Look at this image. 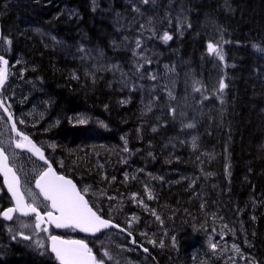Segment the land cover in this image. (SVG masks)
<instances>
[{"label": "trees", "instance_id": "16d2710c", "mask_svg": "<svg viewBox=\"0 0 264 264\" xmlns=\"http://www.w3.org/2000/svg\"><path fill=\"white\" fill-rule=\"evenodd\" d=\"M15 3L0 7L4 36L25 56L18 85H38L55 99L61 125L44 136L58 142L60 172L113 197L144 194L151 182L153 198L143 197L160 217L153 226H174L178 237L165 241V253L176 254L165 262L163 252L160 264H196L180 233L200 240L218 217L245 230L252 264H264V52L257 50L264 48V0ZM141 25L145 31L136 32ZM209 43L222 46L223 60ZM75 113L90 115L89 124H72ZM100 141L129 155L139 182L122 165L115 172L98 166L105 148L99 158L88 148ZM0 185L2 212L11 200ZM13 224L0 215V264H59L34 246L44 238L48 247L45 234L24 240Z\"/></svg>", "mask_w": 264, "mask_h": 264}, {"label": "rangeland", "instance_id": "374dc122", "mask_svg": "<svg viewBox=\"0 0 264 264\" xmlns=\"http://www.w3.org/2000/svg\"><path fill=\"white\" fill-rule=\"evenodd\" d=\"M2 3L1 5L7 6L6 12L10 9L9 7L11 5H17V3H15V0H2ZM24 3L26 5V1ZM68 12L74 14V12ZM22 21H24V19L18 17L16 23L19 24ZM144 27V25L136 26V32L145 31ZM12 28L16 29L14 27ZM9 33L12 34L15 32L11 30L9 31ZM215 46L219 50H222V46ZM140 47L142 49L138 51L140 52L139 58L141 59L142 63H146L149 61V54L143 44H141ZM7 49V44H5V50ZM21 69L22 68L14 73V77L17 81L21 79V74L19 73ZM18 83L19 82H16L14 86L12 84L9 85V87L7 88L6 98L9 105H11V110L16 113L17 118L24 121L23 126L32 127L34 129L41 128V130L38 131L40 133H48L53 128H59V126L61 125V119L57 117L58 115L51 111L53 109L52 103L55 102V99L52 96L49 97L45 94V96L40 95L42 91L38 85L32 87L29 84L18 85ZM18 87L21 88V92L19 91V97H15L14 91L16 90L17 92ZM80 117L86 118L87 123H77V120ZM90 117V115H86L85 113H75L72 117H69V121L73 122L72 124L86 126L91 120ZM57 133L59 134L60 131ZM10 134L11 130L9 123L0 110V141H10ZM103 142L104 141L97 142L98 146L90 145L88 148L96 153L93 154V156L96 155V158H99L97 152L99 150H102V148H105V151L101 152V158L103 162H99L98 166L103 167L104 172L109 170V168L110 171L115 172V170L122 165L124 167V173L127 171L131 173V171H133V175L135 176L134 179H137L136 173H138V169H132V159L129 158V155L126 153L120 155L121 152L119 151V147L116 144L107 146V144ZM47 143V147L52 150V156L58 157L56 153V147L58 144L56 138H47ZM51 145H55V147L53 148L51 147ZM88 145L89 144H87L85 148L88 147ZM5 147L8 148L10 154L15 151L12 146L9 147L7 144H5ZM15 153L17 154L15 159V166L24 178V187L31 189L38 195V198L42 201L39 193L34 188V179L37 176V170H42L41 166L35 164V161L29 159V157L22 156L16 151ZM139 160L140 162L143 161L142 159ZM59 161L61 162V159H59ZM129 178L131 179V177ZM162 178L165 180L164 177ZM139 181V179L134 180V182ZM150 183L151 182H146L145 193H136L138 195H135L134 199L133 194L125 197H113V194H110L105 188H102L100 185L94 186L88 185L86 183L81 184V190L85 188L88 189V192L85 194L90 197L91 203L94 205L96 210H98L103 215V217L108 218L110 216L114 218L115 216L116 218H119L121 220V223H116L126 228L128 232H131V234H135L134 237L136 238V243L134 245L139 247H132V245H130V238L125 234L113 231L104 239L102 238L101 240H98L94 243L97 249V253L99 254L98 260L103 257L105 264H160L164 257L163 254L168 249V244H166L165 241L173 240L177 242L178 237L177 232L175 231L176 227L170 225L172 226V229L167 228L166 226H162V222L158 224L156 228H154L153 226L155 225V222H158V220L157 218H155V215V220H151V216L153 214L147 206L146 198L143 197L149 195V193H151V195H154V190ZM1 192L2 189L0 185V194ZM110 197L112 199H110ZM119 200L122 201L120 202ZM140 201H143V204H141ZM139 208L144 209L138 212ZM133 217H137V219L133 220ZM216 220L217 221L215 226L209 232H207L205 236H202L203 238L200 240L195 239L196 237L194 238V236L188 237L187 235H182V233H180V241L185 247H187L188 253L189 251L194 250L193 254L196 255L194 258V263L252 264L254 260L251 255L249 256V253L247 251L249 243L247 242V238L245 237V230L241 227L233 226L228 224L227 222H224L220 219V217H218ZM22 222L25 221L19 218L16 219L13 224L17 233L23 232L24 235L32 236L31 228L20 227ZM28 222L34 223L33 220ZM225 225H227V227H225ZM39 233L45 234L42 231H40ZM160 236L162 237L163 241H158V238ZM209 238H211L212 243L217 244V248L212 249L209 247ZM149 241H154V243H150ZM161 243L163 244L162 247ZM233 245L239 248L240 251L236 252L233 249ZM145 249H147V251H145ZM105 251L110 254L112 259H108L107 257L103 256ZM170 252H172V254H176V251L173 248H171V250H168L165 253L167 254V258L164 260L165 262L166 260L169 261L172 259V257H170ZM93 253L96 255V252H94V250Z\"/></svg>", "mask_w": 264, "mask_h": 264}, {"label": "snow or ice", "instance_id": "6c2138e0", "mask_svg": "<svg viewBox=\"0 0 264 264\" xmlns=\"http://www.w3.org/2000/svg\"><path fill=\"white\" fill-rule=\"evenodd\" d=\"M150 0H143V3L147 4ZM155 3V0H151ZM139 11V9H136ZM162 39L167 42L172 39V37L165 32ZM11 44L10 40L6 41ZM137 47L140 46V41H136ZM208 51L210 53H215L221 60L224 59L222 50H219L214 44H208ZM254 47H256L254 45ZM258 51L264 52V48H257ZM20 63V61H16ZM12 73L9 69V61L5 59L3 55H0V88H3L5 82L8 80ZM155 79V77H152ZM226 88L223 81L220 82L219 89L221 92ZM199 91V89H196ZM11 105H7L6 98L0 97V109H3V113L7 114L8 121L11 122V130L16 132L19 139H14L10 141H0V175L4 177V184L7 186L8 192L11 193L12 200L14 201V206L9 207L6 210L0 212L7 220H13V213H19L20 216L28 217L34 215V223L22 222L21 228H31L32 236L38 235L40 231L48 234L46 239L48 241V247H45L44 238L38 239L34 242L36 249L41 250L40 255H45L49 251L54 254V258L59 262V264H105L104 258L101 257L99 260L93 254L92 248L88 246L84 240L79 239H65L59 235H53L49 233L47 225H54L56 229H68V230H79L83 233L95 234L100 232L101 229H107L111 227H119L118 225H112L110 219H104L102 216L98 215V210L94 211L93 206L89 205V201L84 198V195L80 190L77 189L76 185L73 184L72 180L67 179L63 175L56 174L51 165L46 169L40 171L37 170V178L35 181L36 188L39 189V195L43 197L41 201L38 195L34 193L31 189L25 188L21 183V178L17 174L18 169L15 167L16 153L13 151L10 156L7 154L8 148L5 147L7 144L9 147L14 145L15 149H26L28 152L37 155L40 160L47 161L39 147L33 143L28 135H25L22 131H18L16 128V123L12 119V114L10 112ZM19 123L23 124L24 121L20 120ZM79 124H86L87 119L80 117L77 120ZM194 125L188 124V128H192ZM155 131V129H153ZM126 143V142H125ZM195 146V141L193 142ZM55 147V145H51ZM128 149L125 147L124 149ZM127 178V176H126ZM83 193H87L88 189L82 190ZM135 194H133V199ZM149 199H152L151 193L148 195ZM110 199H112L110 197ZM143 204V201H140ZM146 207V206H145ZM43 208V213L40 209ZM55 213V214H54ZM156 215L155 212L152 213ZM157 220L160 219L156 216ZM19 219V217H17ZM137 217H133V220ZM42 225H45L43 228ZM227 227V225H225ZM11 231V230H10ZM121 231H124L121 229ZM24 240H31L32 236L24 235L23 232L18 233ZM131 236V232H128ZM223 235V234H222ZM16 239V236H13ZM154 243V241H149ZM133 244L136 243L135 240L132 241ZM163 244L161 243V247ZM209 247L212 249L217 248V244L212 243L211 238H209ZM233 249L239 252V248L233 245ZM147 251V249H145ZM104 257L112 259L110 254L105 251ZM243 258V257H242Z\"/></svg>", "mask_w": 264, "mask_h": 264}, {"label": "water", "instance_id": "95a60500", "mask_svg": "<svg viewBox=\"0 0 264 264\" xmlns=\"http://www.w3.org/2000/svg\"><path fill=\"white\" fill-rule=\"evenodd\" d=\"M1 40H2V31H1V25H0V42H1ZM8 81V80H7ZM7 81L5 82V84L7 83ZM5 86V85H4ZM3 86V87H4ZM2 89L3 88H0V93L2 92ZM3 110V109H2ZM5 114V116L7 117V114L6 113H4ZM12 119H13V121H15L14 120V118L12 117ZM10 122V121H9ZM16 123V122H15ZM10 125H11V122H10ZM16 128H17V130L18 131H20L19 129H18V126H17V124H16ZM13 132V131H12ZM15 135H16V132H13ZM25 134V133H24ZM25 135H28V134H25ZM17 136V135H16ZM29 136V135H28ZM30 137V136H29ZM30 139L33 141V143L34 144H36V146L37 147H39L40 149H41V151H42V153H43V155H44V158H45V160L47 161V165L49 166V165H51V167H52V169H53V171L56 173V174H58V175H63V176H65L67 179H70V180H72V182H73V184H75L76 185V187H77V189L78 190H80L81 191V189H80V187H79V185H78V183L74 180V179H72V178H70V177H68V176H66V175H64V174H61V173H59L58 171H57V169L54 167V165L51 163V161H49L48 159H47V157H46V152L34 141V139H32L31 137H30ZM16 150H18V151H20V152H22V153H28V154H30L32 157H34L37 161H39V162H41V163H44V164H46L45 162H44V160H40L39 159V157L37 156V155H34L33 153H31V152H28L26 149H16ZM8 154V153H7ZM9 155V154H8ZM10 162H11V159H10ZM18 175H19V173H17ZM20 176V175H19ZM0 178H1V180H2V184H3V187H4V189H5V191H6V193L8 194V196L10 197V199H11V201H12V205L11 206H9V207H13L14 206V201L12 200V197H11V193H9L8 192V189H7V186L4 184V177L2 176V175H0ZM20 178H21V176H20ZM21 183H22V178H21ZM22 185H23V183H22ZM34 187H35V189L39 192V189L38 188H36V186H35V183H34ZM82 192V191H81ZM82 194L84 195V198L86 199V200H88V198L86 197V195L82 192ZM42 197V196H41ZM42 199H43V197H42ZM89 201V200H88ZM89 205L90 206H92L91 204H90V202H89ZM9 207H7V208H9ZM7 208H5V209H3V210H6ZM2 210V211H3ZM93 210L94 211H96L94 208H93ZM41 211V210H40ZM41 213H43L42 211H41ZM55 214V213H54ZM98 215H100L99 213H98ZM17 216H20L19 215V213H13V220H7V219H5L2 215H1V218L5 221V222H7V223H11V222H13L14 220H15V218L17 217ZM31 216H34V215H30V216H28V217H31ZM20 217H22V218H28V217H23V216H20ZM111 224L112 225H118L117 223H114V222H112L111 221ZM45 225H42L41 227L43 228ZM119 227H109V228H107V229H101V231L100 232H97V233H95V234H92V233H83V232H80L79 230H77L80 234H82V235H84V236H88V237H96V236H98V235H100L101 233H103V232H106V231H109V230H112V229H114V230H116V231H118V232H120V233H123V234H125V235H127V236H129L128 235V231H127V229H125L124 227H122V226H120V225H118ZM47 227H48V229H49V233H50V231H52V229L55 231V234L54 235H59V233L60 232H62V231H65V230H68V229H56L55 228V226L54 225H51V224H49V225H47ZM121 229H123L124 231H121ZM59 236H61V235H59ZM62 237H64V236H62ZM132 237V241L134 240V238H133V236H131ZM65 239H70V238H66V237H64ZM80 240V239H79ZM85 241V240H84ZM132 241H131V244L132 245H134L133 243H132ZM86 242V241H85ZM87 243V242H86ZM88 246H89V244H88ZM90 247V246H89ZM94 254V253H93ZM54 255V254H53ZM95 255V254H94ZM96 256V255H95Z\"/></svg>", "mask_w": 264, "mask_h": 264}, {"label": "flooded vegetation", "instance_id": "af4514ba", "mask_svg": "<svg viewBox=\"0 0 264 264\" xmlns=\"http://www.w3.org/2000/svg\"><path fill=\"white\" fill-rule=\"evenodd\" d=\"M5 44H6V42H4V43H2L1 44V46H0V55H3L4 57H5V59H7L8 61H9V65H10V71H11V68H13L14 66H13V60L14 61H20V63H17V65L19 66L20 64H21V62L22 61H24L25 60V56L21 53V52H19V51H13V53H14V56L16 57V59H13V60H11L10 59V57L6 54V50H5ZM10 81H11V77H10V80H9V82H8V84H7V86H6V88L2 91V94H1V96H2V98H4V94H5V91L7 90V88H8V86H9V84H10ZM7 100V99H6ZM7 104H9L8 102H7ZM12 112V114H16L15 112H13V111H11ZM17 123L19 124V126H20V128L22 129V130H24L25 132H27V133H30L34 138H35V136H34V134L29 130V129H27L25 126H23V124H21V123H19V119H17ZM36 130H37V133L36 134H39V135H41L42 137H41V139H36L41 145H44V146H46V148H45V150H46V152H47V154L49 155H51V157H50V155H49V157H50V159L51 160H53L54 161V164L56 165V167L59 169V164H61V162L59 161V159L56 157V156H52V150L50 149V148H48L47 147V145H48V143H47V138L44 136L45 134H42V133H40V132H38L39 130H41V128H36ZM10 137H11V140H14V139H16V137L14 136V135H11L10 134ZM12 147H14V145H12ZM16 152H18V151H16ZM18 154H20V155H22V156H25V157H29V159H31V160H33V158L30 156V155H28V154H26V153H22V152H18ZM34 161V160H33ZM40 166H41V168H42V170L44 169V165L43 164H41V163H39V162H37ZM36 164V163H35ZM21 174V173H20ZM21 177H22V180H24V178H23V176H22V174H21ZM4 189V188H3ZM4 191H5V189H4ZM6 192V191H5ZM7 194V193H6ZM8 195V194H7ZM9 197V196H8ZM10 198V197H9ZM11 200V199H10ZM9 206H11V204H9ZM8 206V207H9Z\"/></svg>", "mask_w": 264, "mask_h": 264}, {"label": "bare ground", "instance_id": "6f19581e", "mask_svg": "<svg viewBox=\"0 0 264 264\" xmlns=\"http://www.w3.org/2000/svg\"><path fill=\"white\" fill-rule=\"evenodd\" d=\"M30 26V25H29ZM16 51V50H15ZM5 209V208H4ZM3 220V219H2ZM4 221V220H3ZM16 221V218H15V220L13 221V222H11V223H8V224H13L14 222ZM5 222V221H4ZM7 223V222H6ZM131 236H133V238H134V240L136 239L135 237H134V234H131ZM131 236H129V238L130 239H132V237ZM51 253V252H50ZM52 254V253H51ZM53 255V254H52ZM54 256V255H53Z\"/></svg>", "mask_w": 264, "mask_h": 264}]
</instances>
